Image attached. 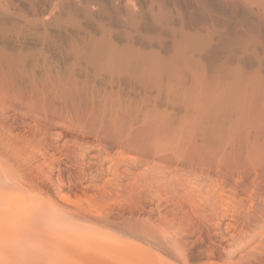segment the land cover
<instances>
[{"label":"rangeland","instance_id":"374dc122","mask_svg":"<svg viewBox=\"0 0 264 264\" xmlns=\"http://www.w3.org/2000/svg\"><path fill=\"white\" fill-rule=\"evenodd\" d=\"M236 36L238 37V35ZM250 36H245L246 38H243L245 39V41L247 40V42H249ZM221 57L224 59L222 60L223 63L220 62L222 58H218L215 60L217 62L219 61L218 63H216L218 64V66H221V68L219 66L216 70V72L218 71V73H216L215 70L210 67L211 65L215 64L213 65V67L214 69L216 68L215 66H217V64L215 63V61L214 63L212 62V64L210 63L209 66L207 63L211 61H202L204 63L206 62L207 64V66L206 64L204 66V63H202L201 61L199 63L193 60L195 63H198L196 64V69L193 68L194 66L192 67L193 70L192 68H189L191 70H187V68L183 69L182 67V70L180 68V70H176L175 72L169 73L168 75L150 74L151 77H149V75H146V77L138 75L132 78L131 74H129L130 76L128 74H121L119 75V79L121 80V87H124V90L122 91L123 94L122 92H120L119 95H114V92L116 91V89L114 88V91L112 90L114 94H110V92L108 90L106 92L105 89L104 92H106L107 94L109 93V95L107 96L103 91L102 92L105 95L101 92L102 89H100V87L104 89L106 84L116 80L118 75H99V77L103 79L102 80L101 78H98V76H84L83 74H79V76L77 74V77L75 78H77V81L80 80L79 82L82 84L81 87H77V90V88L72 89L69 86V88H67L66 86L61 84L59 85L60 87L56 86V88L54 89L52 87L49 88L48 86H42V84L39 83L40 86L38 85L36 88L37 83L41 82L36 77H33L32 79V77H29L28 75L23 78L25 74L22 76L20 74L17 75L13 72L5 75L0 74V77L3 76L0 78V183H4L2 185L0 184V264H84L82 262L86 260H91L90 264H101V262H103L102 264H139L138 258L141 256H144L149 261L146 262V264H237L238 261L242 259L251 261L252 264H258L255 261V259H259V256L257 258V253L258 255L259 252L264 253V242H260V239L253 241L244 249L240 250L237 253H234L233 256L226 257V250L228 248L231 249V245H229V243L232 242L231 238L229 237V233L232 234L233 232H231L230 230V232L226 230V234H223L222 232L225 231L224 227L226 223L228 224V222H233L232 219L230 220L229 218H233L231 214L228 218H225L220 222L221 229L220 227H218L210 229L208 231L205 225L201 224V222L197 220L192 212H189L192 208L191 206H188V201H193L194 205H199L200 208L203 207L201 203L205 200L206 196H208V193L204 194L206 192L205 188L208 187L206 190H208L209 187L211 189V184L214 183L215 185L219 182L209 181L211 183L210 184L209 182H207V180H204L206 177L204 173L194 170L190 172L192 173L191 175H193L194 173V176L189 177V179L188 176H186L187 172L185 174L181 173L183 174L181 175L183 179L181 181H183L185 184L181 183V181L180 183H178L182 184V187L181 185L179 187L180 190H177L178 187L170 186V184L174 186V182V184H168L169 188L168 186L166 187V185H164V181V184H159L160 188L157 185L158 183L156 184L157 187L153 186L154 183L153 185L149 184L150 187L146 186V183L147 185L149 183V179H147L149 176L146 177V174L144 175V170H149L150 172L152 169L151 167H149L152 163H147L149 161L148 156L144 159V161L146 162V165L142 166L145 167L144 170L140 172V167L139 169H137L138 174L140 175L142 173L146 178H144V180L141 179V181L139 182L140 184L136 182L137 180L135 181V179L139 177V175H137V172L136 174H132V176L134 175V179L131 175L127 176L126 174V177H129L127 178V180L130 181L132 179L135 183L139 185L145 184L144 186L148 188L140 186L139 189V185H136V187H138L136 188L135 186H133L135 183L132 184L133 182L131 180L130 183L134 188L132 186H129L130 183L128 182V186L132 190H129L128 187V189H123L125 188V186H127V184L123 185L125 184V182L127 183V180H125V176L120 170L129 168L132 169V167L127 166V164L129 163L128 160H125L127 161L126 166L124 162L120 163L119 170L117 168L118 163L116 164V162L124 161V158L130 159L131 157L136 156L138 154L137 152H140L139 150H142L141 147L138 149L133 148L134 150L131 149L130 146H128L129 149L125 148L127 146H123V143L121 142H124L125 139L127 140L128 138H134L139 142L141 141L140 143H142V141L144 142L145 140L147 143L144 142V144H149L152 147V144H154V147L155 145H158V148H160L161 150H166L167 153L171 150V152L175 151L179 154H183L185 156H188L187 159L190 160H192L193 158L198 159L197 157H200V155L204 156V154H206L204 156L206 157L208 154L207 151L209 150L211 152L212 149V158L214 157L213 159L216 160L215 162H213L215 164L218 163L219 165L217 167L224 173H227L231 177V179L236 178L238 175H243L248 171L247 165L245 164L246 155H252L251 157H253L254 154H250V152L254 153V150L257 153L255 154L256 156H258V154L261 155V153L263 154V149L260 148L261 146H259V143L256 142L255 138L253 137L256 133H259L257 131H259L260 128L257 122H260L258 119H260L262 116H259L260 112L258 110L259 108H263L262 106H264V71L255 67V63H251L254 58L250 62L242 63V61H239L241 62L239 64V62L235 59L229 57L226 58L227 56ZM232 60L235 61V63H232ZM188 62L189 65L194 64L191 63L192 61L190 62V60ZM227 62L229 63L227 64ZM229 64H231L230 68H227V65L229 66ZM185 65H187V63H185ZM189 65L188 67H190ZM224 66L225 69L222 68ZM201 67H204L202 71ZM205 68L208 71H206ZM231 72H233V74ZM152 75H154L156 80L152 79ZM61 77L63 78V81H65V76L62 75L59 76L58 79L60 80ZM213 77H215V79ZM157 78V83H162L160 84L161 89L158 87L157 83L155 84L154 82L157 81ZM231 79L232 81H230ZM123 82L125 84H123ZM139 82L140 84H138ZM92 84L96 85H93L94 89L92 87ZM89 85L92 89L88 88ZM155 85L158 89L155 88ZM163 85L164 87H167L164 88ZM137 86L139 87V89H141V91H138L139 89H137ZM133 87L136 90H134ZM97 88L99 89L97 90ZM142 89L144 90V93ZM79 90L81 92H79ZM142 94L143 96H145L144 98ZM138 96L141 97L139 98ZM115 98L117 101L115 100ZM153 102H155V104H158L159 106L157 105V107H153ZM258 106L260 107L258 108ZM165 107L168 108L166 109ZM253 107L256 108L254 109V111ZM159 108L160 110L162 109V112H160V114L162 115H160L157 111V109L159 110ZM147 109H150L153 112L144 111ZM163 109L166 111L164 112ZM249 111L251 113H249ZM144 112H146L148 115L146 114L144 116ZM151 113L154 115H152ZM253 113L255 116L253 115ZM255 113L258 116H256ZM261 121H264V119ZM254 126H256L257 128ZM106 127L108 128L106 129ZM101 128L103 131L101 130ZM262 131L264 132V128H262V130L260 129L261 133H263ZM125 134L128 136H125ZM152 136L153 139L151 138ZM220 139L222 140V142ZM223 141L225 146L223 145ZM245 142L247 143L246 145L249 144V146L247 147V150L249 152H247V150L242 151V148L246 149V147H244ZM238 143L240 144L239 147H237ZM3 145H5L6 147H4ZM203 147L205 148L203 149ZM206 147L210 148L207 149ZM193 148H195L196 150L194 149L193 151ZM221 148L222 150H220V152L216 154V152H218ZM249 149L253 151H250ZM195 151L200 153V155L198 153L195 154ZM244 152H247V154L245 155ZM118 156L121 159L116 160ZM52 157L55 160H53ZM109 159L112 160L109 161ZM113 159L114 161H116L110 163L111 161H113ZM183 159L186 158L176 160L177 162L181 161L180 163H175L176 161L172 159L168 164L161 163L158 166H160V168L165 167L167 171L170 172L171 169L174 168V165L175 167H184L185 163L184 161H182ZM99 160L101 162H99ZM182 162L184 163L183 166L181 165ZM43 163H50L51 166L44 165ZM113 163L117 165L115 168L112 166ZM130 163L132 164V161ZM148 164V167L151 169H147ZM38 165L42 166L40 167L39 172H37L36 169ZM98 165H100L101 167H99ZM107 166H109V169L111 170L114 168V170H112L113 174L116 173V170L122 173L121 174L119 172L118 174L117 172L116 174V177H118V175H121L119 180H117L118 182L114 178L115 174L112 176L110 173L111 171L108 170ZM158 166L157 168L160 169ZM97 168H99L100 171H98ZM153 168H156V166H153ZM101 169L106 171H103ZM155 170L154 173L157 171ZM96 171L98 172L96 173ZM151 172L149 174H151ZM100 173H104V175H101ZM190 173L188 172L189 176ZM98 174L101 175L102 178L99 177ZM142 174L140 176H142ZM135 175H137V177ZM184 175L186 177H183ZM195 175H198V177ZM210 175L212 174L210 173ZM192 177H195L196 180ZM110 178H112V180H115L116 182L115 183L111 180V183L113 182V186H111V184L109 185ZM107 179L109 180V182H107ZM190 179H192L193 182L191 181L190 183ZM216 179H218L220 183H223H221L223 189L227 188L226 186H228V183L226 185L225 182H230L224 178ZM150 181H152V179ZM103 182L108 183L109 192L115 189L116 193L112 191V195L116 194V197H113L115 198V200L112 199L115 201V203H113V201L110 202V204L107 201L108 194L105 193V191H107L105 189L107 183L103 185ZM17 183H20L19 185H21V187L23 185V187L20 188ZM220 183L218 185H215V188L213 186L211 190L215 192L216 190L218 191L219 188V191H223V189H221L222 187L220 186ZM178 184L176 185L178 186ZM118 185H120L121 188H119ZM190 185H193V187L191 186V189L188 188L190 187ZM101 186L105 187L103 188ZM216 186L218 187L217 189ZM170 187L174 188V193L172 192V189ZM23 188L26 189L23 190ZM152 188L155 189H153L152 191ZM166 188H168V190ZM181 188H185V190L187 188V190L189 189L190 191L192 190V193L189 194V192L187 193V191H185L184 193V189L182 190ZM161 189L162 191H160ZM164 189L168 192L166 191L165 193ZM154 190L156 191L154 192ZM200 190L201 192L199 193ZM6 191L9 192V196L13 193L17 198L14 195L5 197V195L7 194ZM25 191L28 193L27 195ZM142 191L143 193L141 194L140 192ZM151 191L155 193V195H153ZM124 192L126 193L124 194ZM183 193L185 194V196L189 194V198L185 199H188V201L186 202L181 197L183 196L185 198V196L182 195ZM211 193L213 192L211 191ZM225 193L227 195V192ZM117 194L119 197L120 195L124 196L119 198ZM160 194L162 195V197ZM170 194H172L171 197ZM210 195H215V193ZM217 195L219 194L217 193ZM217 195H215L216 199L219 197H217ZM155 196L158 200L155 198ZM164 196H166L167 198ZM179 196L183 200H181ZM224 196L225 195H221L222 198ZM23 197H25V199ZM29 197L32 199H30ZM195 197L197 200L195 199ZM212 197L214 198V196ZM65 198H69V201ZM208 198L210 197L208 196ZM64 199L66 201H64ZM219 199L220 198H218V200ZM224 199L228 198L224 197L223 200ZM31 201L35 202L36 204L32 203ZM195 202H197V204ZM21 203H23V205L25 206H23ZM219 203L221 202L219 201ZM34 206L37 208V210ZM117 206L119 207L117 208ZM228 206H230V204ZM45 207L49 210H47ZM75 207H78L79 209L83 208V210L85 209V212L92 211L91 214H93L92 216L88 215L87 218H82V214L80 215V212L82 211H80L78 208L76 209ZM88 207L90 208V210L88 209ZM218 207L219 206H217L216 208L218 209ZM205 208L201 211V214H205V210L207 209ZM215 209L214 211L213 209L212 211H209V209V214L203 215L207 218L208 216H212L213 218H215L213 216V212L216 211ZM113 210L115 211L113 212ZM200 210L201 209H199V212ZM47 211L48 213H46ZM41 212L42 214H40ZM185 212H187L186 215L184 214ZM210 212H212V214H210ZM67 213H70V215ZM19 214H21V216H19ZM164 215L165 217H163ZM184 216H187V218H185ZM34 220L36 221V223H34ZM179 220L183 222L180 221V224ZM133 221H135L136 223H133ZM34 224H37V227ZM162 227L164 228L161 230ZM178 227H180V229L183 231L181 235V230L179 231ZM165 229H167L169 233ZM162 231H165L166 233H168V235L180 240L179 244H184L181 245L182 248L184 247V249H182L184 250L182 251L183 254L181 253L182 255L177 251H173L172 248L167 245V242H165V239L163 238L164 236L162 234L164 233ZM82 232H88V234H86L88 236H86L85 233L83 235ZM148 234L150 238H147ZM77 235L80 236L77 237ZM80 237L81 239L83 237V241L79 239ZM224 237L225 239H223ZM228 237L230 239L226 240ZM156 239L159 241H157ZM95 243L96 245H94ZM71 251L73 252L70 253ZM175 252H177V254ZM208 252L212 254L210 255ZM77 254H81V256L77 257ZM83 254H85L86 256ZM178 254H180V256ZM88 255L89 258L87 257ZM92 257L95 261H93ZM87 261L85 264L89 263H87ZM248 261H246V264H251L248 263Z\"/></svg>","mask_w":264,"mask_h":264},{"label":"bare ground","instance_id":"6f19581e","mask_svg":"<svg viewBox=\"0 0 264 264\" xmlns=\"http://www.w3.org/2000/svg\"><path fill=\"white\" fill-rule=\"evenodd\" d=\"M236 35H238V37ZM245 36H250L249 42H247V40L245 41V39L243 38ZM221 56H227L226 58L229 57V58L237 60L238 62L242 61V63L243 62H250L254 58L251 61V63L252 62L255 63V65H256L255 67L264 71V0H0V74L5 75V74H10L13 72V73H16L17 75L20 74L22 76L25 74L23 76V78L25 76H28V75H29V77H32V79H33V77L34 78L36 77L42 82V83L38 82L36 85V88L40 83V84H42V86H45V87L48 86L49 88L52 87L54 89L56 88V86L60 87L59 86L60 84L66 86L67 88L71 87L72 89H74V88L76 89L77 87H81V85H82L79 82L80 80L77 81L76 80L77 78H75V77H77L76 76L77 74L78 75L83 74L84 76L93 75L94 77L98 76V78H101V77H99V75L102 76L103 74H109L112 76L118 75V77L116 80L106 84L104 89L102 87H100V89H102L101 92L102 91L104 92L106 89V92L108 90L110 92V94H112L114 91L113 90V88H114V89H116V91L114 92L115 94L114 93L113 94L119 95L120 92H122L124 90V87H121V83H120L121 80L119 79V75H121V74H128V75L131 74L132 78L134 76H138V75L143 76V77H146V75H149V77H151L150 74H154V75H156V74H160V75L161 74H163V75L167 74L168 75L169 73L175 72L176 70L177 71L180 70V68L182 70V67H183V69L187 68V70H191L189 68H192L194 66L193 68L196 69L195 67H196V64H198V63H195L193 60H195L199 63H200V61L202 62V61L209 60V61H211V62L207 61V62H209V63H207L209 66L210 63L211 64H212V62L214 63V61L216 59H218V58L221 59L222 58ZM189 60H190V62L192 61L191 63H194L195 65L194 64L189 65L188 64ZM222 60H224V59L222 58L220 62H222ZM228 61H229V59H228ZM237 61H236V64H237ZM216 62L217 61H215V63ZM233 62L235 63V61L232 60V63ZM185 63H187V65H185ZM202 63H204V62H202ZM228 63L229 62H227V64ZM240 63L241 62H239V64ZM205 64H206V62L204 63V66H205ZM207 64H206V66H207ZM188 65L190 67H188ZM213 65H215V64H213ZM213 65H211L210 67H212L213 70H215V72H216L217 68L220 65L218 66V64H217V66H215L216 67L215 69H214ZM230 65L231 64H229V66L227 65V68L228 67L230 68ZM193 68H192V70H193ZM203 68L204 67H201V71L203 70ZM206 68H205V70H206ZM220 68H221V66H220ZM222 68L225 69V66ZM199 69H200V66H199ZM205 70H204V72H205ZM235 70H236V68H235ZM184 71H186V70H184ZM206 71H208V70H206ZM229 71H232V70H229ZM216 73H218V71ZM231 73L233 74V72H231ZM186 74H184V75H186ZM61 75L65 76L64 77L65 81H63L62 77L60 80L58 79V77ZM154 75H152L153 76L152 79L156 80ZM213 75H214V72H213ZM1 77H3V76H1ZM128 78H130V77H128ZM213 78L215 79V77H213ZM217 78H218V76H217ZM233 78H234V76H233ZM152 79H151V81H152ZM165 81H166V78H165ZM230 81H232V79ZM9 82H11V81H9ZM33 82H34V80H33ZM154 82L156 84L158 82V78H157V81H154ZM132 83H130V84H132ZM123 84H125V83L123 82ZM138 84H140V82ZM160 84H162V83H160ZM160 84L157 83L158 87L161 89ZM90 85H91V83H90ZM90 85L88 88L92 89L90 87ZM93 85L94 84H92V87L94 89V86H96V85H94V86ZM223 85H224V83H223ZM225 85H226V83H225ZM64 86H62V87H64ZM131 87H132V85H131ZM135 87H136V85H135ZM145 87H147V86H145ZM163 87H164V85H163ZM166 87L167 86H165L164 88H166ZM155 88H157V86ZM98 89L99 88H97V90ZM133 89H134V87H133ZM137 89H139V87ZM77 90H78V88H77ZM134 90H136V89H134ZM42 91H43V89H42ZM138 91H141V89H139ZM59 92H60V90H59ZM79 92H81V91L79 90ZM93 92H94V90H93ZM106 92H104L106 94V96L109 95V93L107 94ZM166 92H167V90H166ZM99 93H100V90H99ZM143 93H144V90H143ZM74 94H76V93H74ZM122 94H123V92H122ZM142 96H143V94H142ZM48 97H50V96H48ZM121 97H123V96H121ZM138 97L140 98L141 96H138ZM144 97L145 96H143V98ZM103 98H104V96H103ZM256 98H259V97H256ZM70 99H72V98H70ZM115 100H116V98H115ZM147 101H148V99H147ZM109 102H110V100H109ZM210 102H212V101H210ZM85 103H87V102H85ZM141 103H142V101H141ZM149 103H151V102H149ZM157 105L155 104V102L152 103L153 107H157ZM105 106H107V105H105ZM147 107H149V106H147ZM254 107H253V111H254V109H256ZM259 107L260 106H258V108ZM262 107L263 108H259V110H258L260 112L259 116H262L260 118L261 120L264 119V106H262ZM169 108H170V106H169ZM62 109H64V108H62ZM150 109H147L144 111L153 112V111H151L152 109L151 110ZM159 110H160V108H159ZM159 110L157 109V111L160 114V112H162V109L160 111ZM234 110H235V108H234ZM165 111L166 110H164V112ZM236 111H237V109H236ZM244 111H246V110H244ZM250 111H249V113H251ZM141 112H143V111H141ZM141 112H139V113H141ZM146 112H144V116L147 114ZM121 113H124V112H121ZM152 115H154V114H152ZM155 115H157V114H155ZM160 115H162V114H160ZM253 115H254V113H253ZM132 116H134V115H132ZM256 116H258V115L256 114ZM260 119H258L260 122H257V124H259V126H260V128L258 127L259 131L256 130L259 133L258 134L256 133L253 138H255L256 142L259 143V146H261L260 148L263 149V154L260 152L261 155L258 154V156H256L255 154H257V153L254 150V153L250 152V154H254L255 157H254V155H253V157H251L252 155L250 156L247 154V152H249L247 150V147L249 146V144L246 145L247 143L245 142L244 147H246V149H243L242 148V146L244 144L243 143L241 148H242V151L247 150V152L246 153L244 152V153H245V155L247 154L246 157H248V158L245 157V160H246L245 164L247 165L248 171L246 173H244L243 175H238L234 179H231V177L227 173H224L223 171H221L217 167L219 165L218 163L217 164L214 163L216 160L213 159L214 157L212 158V155H211L212 149H211V152L209 150L207 151L208 154L206 157H204L206 154H204V156H201L200 153L195 151L194 153L195 154L198 153L200 155V157H197L198 159L193 158L192 160H190V159H187L188 156H185L183 154H179L175 151L171 152L170 149H169L170 151H168V153H167L166 150H161L160 148H158L157 147L158 145H155V147H154V144H152L153 145V147H152L149 144L148 145L144 144V142H146L144 139H142V140H144V142L142 141V143H140L141 141L139 142V141H137V139H134V138H132V139L128 138L129 140L128 139L126 140L124 138L125 141L124 142L121 141V142L123 143V146H125V145L127 146L125 148H128V146H130L131 149H133V148L138 149L141 147L142 150H139L140 152H137L138 154L134 157H131L130 159H126L123 157L124 161L116 162V164L118 163L117 168L119 170L120 163H123V162L126 166L127 161H125V160H128V162H129L128 164H131L130 162L132 161L131 165L127 164V166L128 167L131 166L132 169L129 168V169L124 170L122 168L123 170H120V171H122L123 175L125 176V180H127V178H129V177H126V174H127V176H130V175L132 176L133 173L136 174V172H137V175H139L138 170H137V169H139V167H140V172L144 170L145 167H142V166L146 165L145 164L146 162L144 161V159L149 156L150 162L148 161L147 163H149V164L152 163V164H151V166H149V164H148L147 169L152 168L151 171L152 170L153 171L152 172L150 171L152 174L151 175V174H149L150 173L149 170L148 171L144 170V172H145L144 175L146 174V177L149 176L147 178V179H149V183H148V185L146 183V186H149V184L153 185V183H154L153 186L157 187V185H158V187H159V184L162 185L165 183L164 185H166V187H167L168 184L174 182L175 183V184L173 183L174 186L171 184H170V186L171 187H178L177 188V190H178L180 185L182 187V184H178V183H180L181 180H183L182 176H181L183 174H181V173L185 174L187 172L186 176H188V179H189V177L194 176V173H193V175H191L192 173H190L194 170H197L201 173H204L206 176L204 180H207V182H209V181L210 182L211 181L216 182L217 181L220 183V181H218V179H216V178H219V179L224 178V179L230 181V182L224 181L226 183V185L228 183V186H226L227 188H224L226 190L223 189V187L221 185L222 182H221L220 186L222 188L220 186L219 187L221 189H223V191H219V188L216 186V189L218 188V191L216 189H214V190H216L215 192L211 189L213 186L215 188V185H218L219 183L218 184L216 183L214 185V183L211 184L209 182L212 185V187H211V189L209 187L208 190H206L208 187L205 188L206 192L204 191L205 192L204 194L208 193L207 195L210 198L212 196H214V198L212 197L210 199V198H208V196H206L205 200L206 199L207 200L206 201L204 200L203 202L201 201L203 203V204L201 203V205H203V207H201V208L199 207V205H197V206L194 205L193 201L190 202V200L188 201V199L185 200L186 198H189L188 195L190 193H192L191 192L192 190L190 191L188 189L189 190L188 191L187 188H186V190H185V188H183L184 190L181 188L184 191V193H185V191H187V193L189 192V194L187 196H185L184 193L182 194L185 196V198L183 196H181V197L185 200V202L186 201L189 202V203L187 202L189 204L188 206H191V208H192V209H190L189 212H192L193 215L197 218V220H199L201 222V224L205 225V227L208 231L210 229L220 227L221 226L220 222L223 219L228 218L230 214L233 216V218L229 217L230 220L232 219L233 222H230V223L228 222V224L226 223V225L224 227L225 231L223 230L224 232H222L223 234L224 233L226 234V230H228V232H230V231L233 232L232 234L229 233L230 234L229 237L231 238V241H232V242L229 241L230 242L229 245H231V249L228 248L226 250V257H231L234 255V253H237L240 250L244 249L247 245L251 244L255 240L260 239V242L261 241L264 242V240H261V239H264V187H263L264 186V132L263 131H262L263 133L260 132V129L262 130V128H264V123H263L264 121H261ZM102 121H104V120H102ZM149 122H150V119H149ZM135 126H137V125H135ZM254 127H256V126H254ZM102 128H101V130H102ZM107 128L108 127H106V129ZM144 131H146V130H144ZM230 132H231V130H230ZM125 136H128V135L125 134ZM108 137H111V136H108ZM118 137H120V136H118ZM118 137H117V139H118ZM244 137H246V136H244ZM151 138L153 139V136ZM124 139H122V140H124ZM221 142H222V140H221ZM152 143H153V141H152ZM206 145H208V144H206ZM223 145H224V141H223ZM239 145L240 144L238 143V146L237 145L236 146L239 147ZM3 146L6 147L5 145H3ZM210 147H211V145H210ZM210 147H208V148H210ZM204 148L205 147H203V149ZM194 149L195 148H193V151H194ZM220 150H222V148L219 149V151L216 152V154L219 153ZM226 151H227V149H226ZM250 151H253V150H250ZM118 157L116 160L121 159L120 157L119 158ZM150 158H151V160H150ZM182 158H186V159L182 160V161H184L185 164L183 162L181 164L182 166L184 164V167H186V168L175 167V165H174V168L171 167L173 169H171V171L169 170L170 172H168L165 167L160 168V166H158L161 163L168 164L172 159L174 161H176V160L182 159ZM29 159H31V158H29ZM52 159H53V157H52ZM32 160H33V158H32ZM32 160H30V161H32ZM53 160H55V159H53ZM110 160H112V159H109V161ZM115 161L113 159V161H111L110 163L115 162ZM99 162H101V161L99 160ZM178 162L180 163L181 161H178ZM178 162L176 161L175 163H178ZM44 165H50V163L49 164L45 163ZM117 165H115L114 163L112 164V166L114 168ZM152 165L156 166V168L158 166L160 169L153 168ZM38 166H37L38 168L36 167L37 172H39L40 167H42L41 165H38ZM98 166L101 167L100 165H98ZM148 166L151 168H149ZM141 167H142V170H141ZM107 168L109 171H111L110 173L112 176L115 174L114 175L115 180L116 181L119 180L121 175H118V177H116L117 176L116 174L118 171L116 170V173L113 174L112 170H114V168L112 170L109 169V166H107ZM185 169H187V170H185ZM97 170L100 171L99 168H97ZM101 170H103V169H101ZM108 170H107V172H108ZM154 170L156 171L155 173H154ZM98 171H96V173ZM103 171H106V170H103ZM146 171H147V173H146ZM119 172H118V174H119ZM188 172L190 173V176H189ZM110 173H109V175H110ZM210 173L212 175H210ZM100 174L104 175V173H100ZM101 175L98 174V176L102 178ZM137 175H135V176L137 177ZM140 175L138 177V178L141 177L140 179L135 177L136 178L135 181L137 180L136 181L137 183H139L141 181V179L144 180V178H145V176H143V174H142V176H140ZM124 176H123V178H124ZM133 176H132V178H133ZM186 176L184 175L183 177H186ZM195 176L198 177V175H195ZM192 178H194L196 180L195 177H192ZM151 179H152V181H150ZM109 180H110L109 185L111 184V186H113L112 185L113 182L111 183L112 178H110ZM109 180L107 179V182H109ZM115 180H112V181L115 182ZM130 181L127 180V183L125 182V184H123V185L127 184V186H125V188H123V189H126L127 187L129 188V186H132ZM161 181H162V183H161ZM163 181H164V183H163ZM191 181H192V179H190V183H191ZM107 182H103V185H105ZM128 182L130 183V185L128 184ZM132 182H133L132 184L135 183L134 180H132ZM137 183H135L133 186L136 187V185L140 184V183L139 184H137ZM181 183H184V182L181 181ZM2 184H4V183L2 182ZM19 184H18V186H20V188H22L23 185L21 187V185H19ZM176 184H178V186ZM109 185L107 183V186H106L107 188L105 186H101V187H103V188L105 187V189L107 190V191H105V190H103V191H105V193L108 194L107 201L110 203V202H113L115 200V198H113V197H116V194L112 195V191L115 192V189H113V188H112L113 189L112 191H110V192L108 191ZM120 185H121V183H120ZM120 185H118L119 188H121ZM144 185H139V189H140V186L143 187ZM193 185H190V187H188V188L191 189V186L193 187ZM3 186H5V185H3ZM146 186H144V187H146ZM136 188H138V187H136ZM146 188H148V187H146ZM159 188H157V189H159ZM168 188H169V186H168ZM168 188H166V189L168 190ZM25 189L26 188H23V190H25ZM117 189H118V187H117ZM153 189H155V188H152V191H153ZM171 189L173 192L174 188H171ZM129 190H132V189L129 188ZM167 190L164 189V192L166 193ZM155 191L156 190H154V192ZM160 191H162V189ZM183 191H181V192H183ZM211 191L213 193H215V195H217V193H218L219 195H217V197L219 196L218 198H220V199L219 200H218V198L216 199L215 195L211 196L210 194H213V193H211ZM200 192H201V190L199 191V193ZM225 192H227V195ZM2 193H3V191H2ZM6 193H5L6 194L5 197H7V196L10 197L11 195H14L12 193L9 196L8 191H6ZM125 193L126 192H124V194ZM140 193L142 194L143 191ZM27 194L28 193L26 192V195ZM175 194H177V193H175ZM202 194H203V192H202ZM24 195H25V193H24ZM137 195H139V194H137ZM153 195H155V193H153ZM171 195L172 194H170V197H171ZM221 195H225L224 197L228 198V199L223 200L224 197L222 198ZM0 196H1V194H0ZM117 196H118V194H117ZM122 196H124V195H122ZM122 196L120 195V197H122ZM144 196H143V198H144ZM161 197H162V195H161ZM164 197H166V196H164ZM181 197L179 196V198H181ZM193 197H194V195H193ZM23 198L25 199V197H23ZM155 198H156V196H155ZM182 198H181V200H183ZM30 199H32V198H30ZM65 199L69 201V198L68 199L65 198ZM65 199H64V201H66ZM112 199H114V200H112ZM117 199H116V201H117ZM195 199H196V197H195ZM16 200H18V199H16ZM8 201H10V200H8ZM36 201H37V199H36ZM68 201H67V203H68ZM219 201L221 203H219ZM169 202H171V201H169ZM32 203H35V202H32ZM113 203H115V201ZM195 203L197 204V202H195ZM21 204L23 205V203H21ZM35 204H33V205H35ZM229 204H230V206H228ZM102 205H101V207H102ZM165 205H166V203H165ZM214 205H215V207H214ZM23 206H25V205H23ZM217 206H219L218 207L219 210L216 208ZM98 207H100V206H98ZM118 207L119 206H117V208ZM121 208H122V206H121ZM204 208L207 210L208 213L205 210V214L204 213L201 214V211ZM38 209H40V208H38ZM46 209L49 210L48 208H46ZM88 209L90 210L89 207H88ZM164 209H166V208H164ZM167 209H168V207H167ZM199 209H201L200 212H199ZM212 209H213V211L215 209L216 210L215 212H217V213L213 212V216L215 218H213L212 216H211L212 218L209 216H208V218L206 216H204L206 214H209V211H212ZM36 210H37V208H36ZM79 210L82 211V212H80V215L82 214V218L83 217L87 218L88 215L92 216V214H93V213L91 214L92 211L90 212L89 210H86L89 212H85V209L83 210V208L79 209ZM110 210H112V209H110ZM114 211L115 210H113V212ZM38 212H40V211H38ZM42 212L40 214H42ZM46 213H48V211ZM186 213L187 212H185L184 214L186 215ZM67 214L70 215V213H67ZM210 214H212V212H210ZM19 216H21V214H19ZM50 216H51V214H50ZM234 216H235V218H234ZM163 217H165V215ZM41 218H43V217H41ZM69 218H70V216H69ZM185 218H187V216ZM209 218H211V219H209ZM72 220H74V219H72ZM181 220H183V219H181ZM181 220H179V223ZM97 221H98V219H97ZM22 222H23V220H22ZM181 222H183V221H181ZM191 222H192V220H191ZM34 223H36L35 220H34ZM68 223H70V222H68ZM133 223H136V222L133 221ZM170 223H172V222H170ZM34 225L36 226L37 224H34ZM163 228L164 227H162L161 230ZM178 229H179V231L181 230L180 227H178ZM220 229H221V227H220ZM134 230H135V228H134ZM165 230H167V229H165ZM167 232H168V230H167ZM182 232L183 231L181 230L180 235ZM184 232H185V230H184ZM84 233H85V235L88 234V232H84ZM84 233H83V235H84ZM111 233H113V232H111ZM163 233L164 234H162V235L164 236L163 238L165 239V242H167V245L169 247H171L173 251H177L178 253L183 254L182 251H184V250H182V249H184V247L183 248L181 247V245L183 243L179 244L180 240L175 239L174 237L168 235L169 232L166 233L164 231ZM216 233H219V232H216ZM234 234H236V235H234ZM79 236L77 235V237H79ZM86 236H88V235H86ZM148 237H149V234H148L147 238ZM229 237L226 240L230 239ZM79 239L83 241V237H82V239H81V237ZM223 239H225V237ZM76 240H78V239H76ZM157 241H159V240H157ZM74 242H76V241H74ZM77 243H78V241H77ZM100 244H102V243H100ZM38 245H39V243H38ZM94 245H96V243ZM73 251H71L70 253H72ZM177 252H175V253L177 254ZM208 253L210 255L212 254L210 252H208ZM180 254H178V255L180 256ZM83 255H85V254H83ZM79 256H81V254L78 255L77 257H79ZM258 256H259V259H255V261L258 264H264L263 263L264 262V253L259 252V255L257 253V258H258ZM87 257L89 258V255ZM84 258H83V260H84ZM138 260H139V264H146V262H149L144 256L139 257ZM242 260H239L237 264H242V263L244 264V262L246 264L247 263L246 261H248V260H243V262H242ZM81 261H82V258H81ZM86 261H83L82 263L85 264ZM90 261H87V263L89 262L88 264H90ZM93 261H95L94 258H93ZM102 263L103 262H101V264ZM248 263H251V261H248Z\"/></svg>","mask_w":264,"mask_h":264}]
</instances>
